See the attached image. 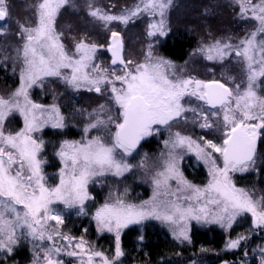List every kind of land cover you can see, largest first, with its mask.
<instances>
[{"label":"snow or ice","instance_id":"obj_1","mask_svg":"<svg viewBox=\"0 0 264 264\" xmlns=\"http://www.w3.org/2000/svg\"><path fill=\"white\" fill-rule=\"evenodd\" d=\"M68 2L40 0L35 25L19 26L17 35L23 41L16 50L22 64L19 87L7 98L0 96V264L13 255L21 239L33 243L32 264H65L62 256L76 258L78 264H118L124 255L121 230L145 220L167 225L181 243L191 242L192 221L217 224L227 230L238 217L250 214L251 230H264V199L257 200L232 179L234 173L255 168L257 141L264 137V96L257 92L264 78V0H235L239 18L255 21L254 28L239 44L217 40L197 50L209 61L222 63L233 54L241 58L244 79L236 82L234 77H228L231 87L217 79L177 77L171 71V61L154 55L152 43L148 44L143 62L126 60L117 31L111 32L107 50L112 66L121 67L102 69L95 63L97 49L102 46L81 39L74 51L65 48L56 21ZM171 5L172 0H140L133 9L119 15L89 5L88 15L106 25L113 21L127 25L142 13L147 14L152 18L147 36L163 37L170 31L166 15ZM8 16L6 0H0V22H6ZM3 34L0 25V35ZM47 77L59 78L73 90H107L118 109V114L112 115L101 105L89 114L91 122L84 128L81 140L60 144L56 155L62 167L55 186L48 184L43 170L46 161L41 158L45 142L36 134L48 126L63 129L64 117L57 105L46 107L33 102L29 95V90L34 85L42 86ZM186 98H195L201 104L186 106ZM188 112L198 118L193 123L198 122L199 127L221 131L222 141L216 143L203 137L197 141L179 131L172 133L164 141L167 152L162 154L160 170L153 176L149 200L134 204L110 193L93 219L97 231L114 233V256L91 249L83 237L77 239L60 231L64 217L54 205L62 204L76 209L78 215H87L85 202L93 199L89 183L106 175L122 177L130 172L133 165L127 157L140 142L158 134L161 126L170 130L181 119L187 122ZM14 114L23 119V127L7 131L6 121ZM93 129H102L103 134L88 138ZM185 152H194L207 167L210 179L205 186L194 185L184 177L179 163ZM171 182H175L174 188ZM247 239L244 235L230 239L226 248L237 249ZM260 264H264V247L260 248Z\"/></svg>","mask_w":264,"mask_h":264},{"label":"trees","instance_id":"obj_2","mask_svg":"<svg viewBox=\"0 0 264 264\" xmlns=\"http://www.w3.org/2000/svg\"><path fill=\"white\" fill-rule=\"evenodd\" d=\"M39 0H6L7 9L9 16L6 23H11V30L3 36H0V52L14 53L17 37L19 32V26L25 22L27 18L33 16V9L36 7V3ZM136 0H69V2L61 9L57 20V31L63 33L62 39L67 47L73 48L74 42H79L81 39H86L88 43L102 44L104 45L105 53L104 63L110 70L112 66L110 62V55L106 49V44L109 42V35L112 30H119L117 25L105 24L102 21H98L88 15L89 5L94 8L97 6L101 7V10L109 11L110 7L118 8L121 7L125 2ZM182 7L179 8L178 12L181 15L188 18L189 14L192 13L203 14L200 10V0H182ZM207 2V7L209 6ZM31 5V6H30ZM33 8V9H32ZM209 11V9H207ZM206 11V12H207ZM178 14V13H177ZM207 14H209L207 12ZM193 16V15H192ZM194 17V16H193ZM187 22L188 19L177 21L180 28H185L186 24L192 26V22ZM198 20V19H197ZM17 22H20L17 24ZM187 22V23H186ZM197 22V21H194ZM201 21H198L200 23ZM214 25L212 22L208 24ZM220 23V22H219ZM222 29L230 27L231 22L227 18L221 19ZM208 25L205 30L209 29ZM135 27V26H134ZM122 28V27H121ZM213 29V28H212ZM121 30V29H120ZM172 44L165 42L164 45L156 47L154 49L157 53L165 57L173 56L175 58H184L187 56L185 53L186 46L193 42L192 38L186 36L179 37ZM140 40L139 37H137ZM123 41V38H122ZM124 46V42H123ZM124 49V48H123ZM135 53H132L134 55ZM144 52H139V58L142 60L145 57ZM131 55V56H132ZM135 58V57H134ZM141 60V61H142ZM120 66V65H118ZM9 66L5 67L3 64L0 66V80L7 86H17L18 76L16 74L8 73ZM106 96V95H105ZM103 93L89 92V91H78L69 95L72 97V101H63L65 111V120L67 126L64 129H43L39 134L45 142L43 150V156L46 160V168L48 170H54L56 167L55 152L57 145L64 139L80 137L84 131V125L91 122L90 115L86 116L85 113L91 114L94 110L98 109L100 104L110 102V110L115 111L118 114V109L109 98L106 99ZM78 105V114L75 117V107ZM201 102L199 103V105ZM74 112L72 113V111ZM97 111V110H96ZM74 124V126L72 124ZM69 124V126H68ZM77 128V130L75 129ZM178 130L185 134L196 135V127L193 121L180 120L172 125L171 130ZM111 130L114 128L111 126ZM213 130V129H209ZM169 130L161 126V130L158 134H154L151 137H146L142 140L138 147L140 153H145L148 156H154L160 149H164V140L169 135ZM91 136L103 134L102 129H93L89 132ZM257 148L259 149L258 160L255 168L244 174L235 175V182L246 189L255 188L261 193L262 199H264V137H262L258 143ZM48 164V165H47ZM199 169L192 168L190 164L184 162L183 171L186 177L195 183L203 182L207 174H204ZM46 171L48 174L49 171ZM134 172H129L127 175L120 177H105L96 178L89 185V191L93 195V200L90 204L87 215L90 214V209L99 206L106 200V196L112 189L120 190L124 186L127 190V195L132 200L141 201L148 197L149 186L143 181L144 177L138 174L136 176ZM141 177H143L141 179ZM71 213L68 212V216L71 217ZM246 216V215H245ZM243 216V218L245 217ZM89 218V219H88ZM246 218V217H245ZM246 224H249L250 218L243 219ZM67 222H74V226L70 227L68 223H65L66 227H70L69 232L75 236L78 235L83 228L89 230L87 237L94 241L97 246H101L103 251L112 252V246L107 247L111 239H108L110 235L102 234L99 236L96 232V228L90 217L79 216L77 218H71ZM67 229V231H68ZM244 227L233 226L231 230L226 232L223 228L215 224L206 225H193L190 232L191 242H183L176 240L172 234L157 220H145L140 224H134L125 228L121 233V248L124 252L125 264H218L220 262H231L237 264L243 259H248V264H258L260 258V245L264 243V230H254L247 235L248 239L242 241L241 246L233 250H225L229 237L236 231H244ZM142 237V239H141ZM112 243V241L110 242ZM247 252V255H245ZM30 250L28 243L21 239L18 246L12 256H10L4 264H26L30 261Z\"/></svg>","mask_w":264,"mask_h":264},{"label":"rangeland","instance_id":"obj_3","mask_svg":"<svg viewBox=\"0 0 264 264\" xmlns=\"http://www.w3.org/2000/svg\"><path fill=\"white\" fill-rule=\"evenodd\" d=\"M39 2H40V0L36 4L38 5ZM138 3H140V0L133 1V3H131L130 1H127L124 4H122L121 7H118V8H114V6L113 7H110V12L109 11H105V10H102V11L103 12H106L108 14H112V15H119V14H122V13L126 12L127 10L133 9ZM182 4H183V1L182 0H172V5L169 8V10L167 12V15H166L167 26H168L169 29H175L176 27H178V25L175 22H173L172 20L178 18L179 16L181 18V14L182 13H179L178 10H179V8L182 7ZM95 8H100L101 9L100 6H97ZM58 17H57V20H58ZM189 17L192 19L191 20L192 26H190V24H186L185 28H188V29L194 28L196 30L204 29V26H202V28L200 27V24L201 23H198V21L197 22H194V18H193L192 15H190ZM183 18H184V16H183ZM151 19L152 18L149 17L147 14H143L142 13L139 17L134 18L127 25L122 24V23H120L118 21H113V22L110 23L112 25H114V24L117 25V27H118L119 30H112V31L119 32L120 35H121V38H123V42H124L123 55H124V58L126 60H132V61H134L136 63L143 62L144 59L142 60L141 58H139L140 57V55H138L139 52L146 53L149 43H152L154 45V49H156L157 45H159L160 41L163 39V37L161 38L160 36H157V37H154V38H149L147 36V26H148V23L151 21ZM155 19L158 20L159 17H156ZM35 22H36V7L33 9V16L30 17V18H27L25 20V22H23L22 24L25 25V26H34L35 25ZM187 22H190V21H187ZM19 23L20 22H17V24H19ZM173 23H175L176 25H174ZM0 25H3V30H4V34L3 35L9 33L10 31L13 32L11 30V28H12L11 27L12 26L11 23L0 22ZM56 25H57V21H56ZM111 32H110V35H109V42H108V44H106V49H108V46L111 43V41H110L111 40ZM3 35H0V36H3ZM17 37L19 38L18 35H17ZM137 37H139L140 40H138ZM226 39L227 38H223L222 39L223 40L222 43H227ZM62 42L65 45V48L66 49L71 50V51H74L76 42H74V44H73L74 46H73L72 49H71V47H67V45L64 43L63 39H62ZM16 43L17 44L15 45V49H14L15 51H14V53L9 54V53L2 52V51L0 52V66H1V64H3L5 67H7V64H8V66H9L8 73H10V74H16L18 76V79H19V73H20L22 64L16 58L17 57L16 50L18 48L22 47L23 41L19 38V39H17ZM98 46H102V47H98V49H97L95 63L99 64L102 69H108L106 67V64L104 63V58L105 57L102 56V54L105 53V51H104V45L98 44ZM154 49H153L154 55L159 56V57H163L164 59H166L164 56H162L161 54L157 53ZM197 50H198V48L194 49L193 53L190 54V57H189L190 61L189 62H191L192 65L189 64V62H188L186 65L181 66L180 69H178V70L175 69V68H173L171 70V71H173L176 74L177 77L183 78L184 75H180L178 73L185 72L189 77L194 78V79H199V75H198L199 65H198V62L200 61V55L201 54ZM108 53L110 55V62H111V54H110L109 51H108ZM132 53H135V54L132 55ZM193 62H196L197 64H194ZM209 66H211V65H208V67ZM114 67L117 68V69H119L121 66H118L117 65V66H114ZM112 69L113 68H111L110 70L108 69V70L111 71ZM207 71H208V73L212 74V76H213V72H214L213 69L208 68ZM228 71H229L228 69H227V72H226V69H224L223 70V76H227L228 77V75H229V72ZM226 82H227V80H226ZM19 83H20V80L18 81L17 86L11 87V86L5 85L0 80V96H3L5 98H7L8 96H10L11 93L14 92L19 87ZM119 86L120 85L117 82V87H119ZM78 91H87V90L84 89V88H81L80 90H73L71 87L67 86L59 78H56V77H47V78L44 79V82H43V85L42 86H40V85H34L29 90V95H30V98L33 100V102L38 103V104L45 105L46 107L47 106H51L53 104L57 105L59 107V109H60L61 115L64 117V123H65V127H66L67 126V123H66L67 121L65 120V115H64L65 113L63 112V111H65L64 106H66V105H63V101H72L73 98L72 97L69 98V95L70 94H73V93H77ZM103 95L104 96L106 95L105 96L106 99H109L111 94H110L109 91L105 90L103 92ZM199 103L200 102L199 101H196L195 98H186V106H189L190 105L191 107H199ZM100 105H102V104H100ZM104 106H105L106 109L110 110V102L109 103H104ZM99 109H100V106L96 110L98 111ZM73 112H74V110L72 111V113ZM78 112H79L78 105L76 104L75 114H74L75 117L78 114ZM111 114L112 115H116L115 111H111ZM85 115L88 116L89 114L88 113H85ZM104 115H105V118H106V114H104ZM185 115L188 117L187 121H193L194 119H198V118L194 117L193 116V113H191V112L185 113ZM181 120H183V119H181ZM89 123L90 122L86 123L84 125V128ZM175 123H173V124H175ZM70 124H72V123H70ZM72 125L74 126V124H72ZM68 126H69V124H68ZM21 127H23V119L18 114H14L12 117L9 118L8 121H6V130L7 131H17ZM112 127L114 128V126H112ZM195 127H196V130H197L196 131L197 133H196L195 136H191V134H185V133H182L180 131L179 132L182 135L191 136L193 138V140H197V141H200V138L201 137H203L205 140H213V142H216V143H220L222 141V132L221 131H218L215 128L213 130L201 128V127H199V123L198 122L195 123ZM47 128L53 129L50 126L45 127L44 129H47ZM75 129L77 130L76 127H75ZM177 131L178 130H175L174 128H173V130L170 129L168 131L169 132L168 133L169 135L167 136V138L165 140H168L170 138V135L172 133L177 132ZM40 133H37L36 135L39 137V134ZM82 133L83 134H81L80 137H74V138L64 139L63 141H65V140H67V141H79V140H81L85 136L84 131ZM87 135H88V138H91L92 137L89 133ZM63 141L60 142L57 145V148H56V152H55V157H56V166L55 167L56 168L52 171V170H48L46 168L47 167L46 166V163L43 166L44 173H45V175L47 177V181H48V184L50 186H55V184L59 183V169L62 167V164L60 162L59 157L56 155V153L59 150V146H60L61 143H63ZM163 145L165 147V144H163ZM256 148H257V146H256ZM166 152H167V149L164 148V149H160L157 152V154H155L154 156H152V155L151 156H148L145 153H140V150H138V147H137L136 150L133 152L132 156L127 157L128 162L131 165H133V168H132V170L130 172L131 173L134 172L135 174L137 173V175H136L137 177H138V174H140V176L142 175L144 178L141 177V179L143 178L144 180L143 179L142 180L145 181V183L147 184V186H149V195H148V197L146 199L141 200V201L132 200L129 197V195H127L128 192H127L126 188L124 186H122V188L120 190H118V189H112V190H110L109 193L106 196V200L104 202H102L99 206H97L95 208H91L89 215H78L76 209H67L62 204H56V205H54V207L57 208L58 211L62 212L63 213V217H64V223H63V225L60 226V231L62 233H65V234H68L70 236H73L69 232V229L68 228H70L71 226L73 227L74 226V222H67V221H69L71 218H77L79 216H85V217L86 216L87 217L89 216L90 217V221L93 222L94 227L96 228V232H97V234H99V236L102 235V234H107V235H110V237L108 239H111V237L112 238L114 237L113 240L111 239L109 241V243L106 245V248L112 246V252L114 254L115 253V235H114V233H109V232H106V231L105 232H99V231H97L96 222L93 219V216H94L96 210L99 207H101L109 199L110 193L113 194V195H120L127 202L134 203V204H140L141 202H143L145 200H149L152 197V195H153V183H152L153 176L155 175V173L158 170H160V167H161V164H162V160H163L162 154H164ZM258 154H259V149L257 148V150H256V164H257V160H258ZM41 158L45 160L43 154H42V157ZM184 162L190 164V166L192 168H195V169H199V166H202V169H200V171L202 173H204V174H207L206 179L203 182H201V183H195V182L191 181L184 174V171H183V164H184ZM179 168L183 172L184 177L189 182H191L194 185L203 187V186H205L208 183V181L210 179V177L208 175V169H207V167L203 164L202 161H200V160L197 159V157H196V155H195L194 152H185V154L183 155V159L179 163ZM47 170L50 172L49 174L46 172ZM128 173L129 172L125 173L124 176L127 175ZM237 174H244V173H234V174H232V179H233L234 183L236 184V186L239 187V188L245 189L246 191H248L249 193H251L254 196V198H256L257 200H262L261 193L258 190H256L255 188L246 189V188H244L242 186H239L235 182V175H237ZM105 177H114V176H112V175H106V176L101 177V178H105ZM118 178L120 179V177H118ZM90 183H89V185H90ZM171 183H172V187L174 188L175 187V182H171ZM89 185H88V190H89ZM89 193H90V191H89ZM90 195L93 197V195L91 193H90ZM92 200H89V201H86L85 202V210H86V212L89 210V207H90V204H91ZM68 212H70L72 214L71 217L68 216ZM245 215L244 216L246 218L247 217L250 218L249 224H246L245 225V223H244L245 221L243 220V219H246L245 217L244 218H243V216L242 217H238L237 218V221L233 224V226H237V227H241L242 226V227L245 228V230L244 231H236V232H234L231 235V237H229L228 241L230 239H236L240 235L247 236L249 233L253 232V230H251L252 229L251 216H250V214H245ZM50 223L53 224V225L55 224L54 221H52ZM65 223L70 224L69 225L70 227H66ZM195 224L196 225H206V224H197L195 221H192L191 224H190V232H191L192 226L195 225ZM131 225H134V224H131ZM131 225H129V226H131ZM162 225H164L165 228L172 234L170 228L167 225H165V224H162ZM215 225H217V224H215ZM67 229H68V231H67ZM124 229L121 230V233H122V231ZM224 230L226 232H228L231 229H227V230L224 229ZM89 232H90L89 230H87L86 228H83V230L78 235H75L73 237H76L77 239L80 238V237H83L84 241L86 242V244L88 246L91 247V249H93L95 251H101L105 255L107 254L106 256H109L110 257V255L108 254L110 252L103 251L102 249L100 250L99 248H101V246H96L95 245L96 243L94 241L90 240L87 237V235L89 234ZM23 240L26 243H28V248H29L30 254H31L30 261L28 263H26V264H32V261H33V243L31 241H29V240H25V239H23ZM111 241H112V243H110ZM185 242H187V241H185ZM44 246L45 247L48 246V242L47 241L44 242ZM261 247H264V243H262V245H260L259 248H261ZM224 249L225 250H228L226 248V245L224 246ZM61 258L65 261V264H78V261L76 260V258H71V257H67V256H62ZM258 260H259L258 261V264H260V258ZM97 261H98V258H97ZM9 264H11V263H9ZM218 264H232V263L229 262V261H227V262H220ZM237 264H248V259H243V260L239 261V263H237Z\"/></svg>","mask_w":264,"mask_h":264},{"label":"flooded vegetation","instance_id":"obj_4","mask_svg":"<svg viewBox=\"0 0 264 264\" xmlns=\"http://www.w3.org/2000/svg\"><path fill=\"white\" fill-rule=\"evenodd\" d=\"M207 2L210 3L208 7H207ZM254 2H259V0H254ZM200 5H201L200 10L203 12V14L201 12L199 15L198 14L194 15L192 13V15L194 16L193 17L194 21H201L200 22L201 28L202 26L206 28L208 25H210L209 29L196 30L194 28H190V29L180 28L177 21H180L183 19H188V21L190 20V18L186 16H184L183 18V15H181V18L179 16L178 18L172 20L178 25V27H176L175 29H170L168 35L163 36V39L160 41L159 45H157V47L161 48L162 45L166 46L164 44L165 42L169 41L170 44H172L174 41H176V39H180L179 37H182V36H186L187 38L193 39V42L191 41V44L189 46H186L185 48V53L187 52L186 53L187 56H185L184 58H175L171 55L170 57L164 56L167 60L172 62V64L174 65L173 68L177 70L180 69L181 66L186 65L190 61L189 57H190V54L193 53L194 49L196 48L199 49L200 47L204 45L213 44L217 40L222 42L223 38H227L226 39L227 43H231L233 45L239 44L240 40L244 38L255 26V21L242 20L239 18V15H238L239 7L236 4L235 0H200ZM207 9H209V11H207ZM206 11L209 14H207ZM222 18H227L228 21L231 22V25L229 28L222 29L221 24H220ZM208 22H211V23L213 22L214 25L210 23L208 24ZM175 23L173 24L176 25ZM240 60L241 58L235 57V55L233 54L232 56L228 57L221 63L218 61H209L205 59L203 55H200V61L198 62L199 80L210 81L213 79H217V80H221V82H226L227 80L226 83H228V85L231 87L232 83L228 80V77H234L236 82H240L242 79H244V67H243V64L240 62ZM193 63L197 64L196 62H193ZM189 64L192 65L191 62H189ZM208 65H211V66L208 67ZM208 68L213 69L214 71L213 76L212 74L208 73L207 71ZM224 69H226V72H227V69L229 70L228 77L223 76ZM178 74L184 75L183 78H186V77L189 78V76L185 72L178 73ZM259 84H260V87L257 89L258 95L264 96V78H262ZM139 145L137 147H139ZM99 249L101 250L102 248H99ZM108 254L110 255V257L114 256L113 252H110ZM123 256L119 258L118 264H125Z\"/></svg>","mask_w":264,"mask_h":264},{"label":"water","instance_id":"obj_5","mask_svg":"<svg viewBox=\"0 0 264 264\" xmlns=\"http://www.w3.org/2000/svg\"><path fill=\"white\" fill-rule=\"evenodd\" d=\"M121 36V35H120ZM111 41V40H110ZM111 54V53H110Z\"/></svg>","mask_w":264,"mask_h":264}]
</instances>
